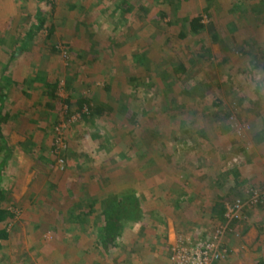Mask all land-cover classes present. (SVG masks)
I'll use <instances>...</instances> for the list:
<instances>
[{"label": "rangeland", "instance_id": "374dc122", "mask_svg": "<svg viewBox=\"0 0 264 264\" xmlns=\"http://www.w3.org/2000/svg\"><path fill=\"white\" fill-rule=\"evenodd\" d=\"M262 197L264 0H0V264H176L218 228L212 264H258Z\"/></svg>", "mask_w": 264, "mask_h": 264}, {"label": "built area", "instance_id": "2783aa9c", "mask_svg": "<svg viewBox=\"0 0 264 264\" xmlns=\"http://www.w3.org/2000/svg\"><path fill=\"white\" fill-rule=\"evenodd\" d=\"M264 200V197H262ZM259 198L253 196L250 200L251 204L259 202ZM244 209V202L241 199H236L231 204L227 205V212L225 217L229 221L239 218L241 211ZM224 234L221 228H218L215 235L203 242H196L189 240L180 243V245L174 251L172 260L176 264H212L219 254V248L221 246V236Z\"/></svg>", "mask_w": 264, "mask_h": 264}, {"label": "crops", "instance_id": "0c3cea01", "mask_svg": "<svg viewBox=\"0 0 264 264\" xmlns=\"http://www.w3.org/2000/svg\"><path fill=\"white\" fill-rule=\"evenodd\" d=\"M102 225H103V224H102ZM105 227H106V226L103 225V228H105ZM103 228H101V229H103ZM252 228H253V227H252ZM246 229H247V231H244V232L242 231L244 234H243V236H241L240 238L236 239L237 241H240L243 237H245V236H244L245 234H248V235H249L251 228L248 227V228H246ZM107 230H108V229H107ZM88 233H89V232H88ZM263 235H264V234H263ZM245 238H246V241H247L248 237L246 236ZM232 240H233V238H232V239L229 238V239L227 240V243L230 244V245H232L233 248L238 249V251H239V248H240V249H241V250H240V251H241L240 253H241V254H246V255H247V252H249V247H247L246 244L244 243V244H243V247L245 248V250H244V249L241 247V244H240L241 241L238 242V244H237V242H236V243L233 242V241H236V240H233V241H232ZM254 247H256V249L260 248V247H257V246H254ZM263 247H264V246H263ZM261 248H262V246H261ZM238 251H237V252H236V251L234 252V253H235L234 258L236 257V258L240 259L239 256H240L241 254L238 255V253H239ZM244 252H245V253H244ZM54 253H55V252H54ZM85 253H86V252H85ZM85 253H84V254H85ZM259 253H261L260 250H259ZM242 259H243V258H242ZM242 259H240V260H242ZM259 259H262V260H261V262H259L258 264H264V257L259 258ZM245 260H246V259H245ZM245 260L243 259V261H239L240 263H238V264H248L247 262L245 263ZM85 261H86L85 264H92V263H93V262L91 261L90 258H87Z\"/></svg>", "mask_w": 264, "mask_h": 264}, {"label": "trees", "instance_id": "16d2710c", "mask_svg": "<svg viewBox=\"0 0 264 264\" xmlns=\"http://www.w3.org/2000/svg\"><path fill=\"white\" fill-rule=\"evenodd\" d=\"M192 23H193V24H192V28H193L194 31H199V29H201V28L203 27V24H202L201 20H199V19H193V20H192ZM55 85H57V83H55ZM54 88H55V90H56V87H54ZM80 105H81V107H82V104H80ZM82 114L85 115L86 112H82ZM224 210H225V206H223V207H222V210L220 211V214H219L220 217H223ZM106 217H107V219H108V221H107V225H108V227H109V224H112V227H109V229L111 228V229H112V232H111V233H114L115 230L117 229L115 226H116V225L118 226V224L112 222L111 215H107ZM115 224H116V225H115ZM111 229H110V231H111ZM5 235H6V234H4V236H5Z\"/></svg>", "mask_w": 264, "mask_h": 264}]
</instances>
